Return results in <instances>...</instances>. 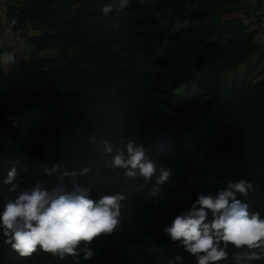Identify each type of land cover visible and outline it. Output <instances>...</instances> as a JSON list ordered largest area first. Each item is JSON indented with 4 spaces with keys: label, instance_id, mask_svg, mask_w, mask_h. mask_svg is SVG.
Wrapping results in <instances>:
<instances>
[{
    "label": "trees",
    "instance_id": "1",
    "mask_svg": "<svg viewBox=\"0 0 264 264\" xmlns=\"http://www.w3.org/2000/svg\"><path fill=\"white\" fill-rule=\"evenodd\" d=\"M110 3L6 6L2 30L16 36L18 61L14 72L0 66V179L15 166L18 187L40 180L70 188L73 178L46 176L41 165L89 166V174L75 179L91 188L93 199L128 196L121 226L90 242L96 254L87 262L39 249L20 257L0 237V264H168L177 254L183 264H196L162 228L198 191L215 193L239 179L255 188L249 211L264 216V76L242 72L260 46L257 29L243 19L260 3L132 0L106 16L101 9ZM6 50L0 44V52ZM104 140L117 147L136 140L150 159L172 170L158 203L141 177L128 180L123 170L105 167ZM8 187L0 185V201L13 195ZM228 251L217 264H236L233 253L246 249Z\"/></svg>",
    "mask_w": 264,
    "mask_h": 264
},
{
    "label": "clouds",
    "instance_id": "2",
    "mask_svg": "<svg viewBox=\"0 0 264 264\" xmlns=\"http://www.w3.org/2000/svg\"><path fill=\"white\" fill-rule=\"evenodd\" d=\"M131 2L113 0L101 11L107 16L114 10H126ZM139 2L143 4L144 0ZM254 10L264 12L260 8ZM262 25L258 23L251 28L258 32ZM17 61L14 51L0 52V66H9V70ZM6 119L16 127L14 115ZM101 151L110 157L105 159V167L123 170L122 174L128 180L141 177L150 185L148 196L156 197L155 202H159L160 186L170 182V168L150 159L148 150L136 140H129L122 147L104 140ZM41 168L49 177L59 173L61 177L73 178L71 187L66 184L49 186L40 180L28 187H18L15 183L18 171L15 166L9 168L6 176L0 179V185L9 186L13 193L0 201L2 242L20 257H30L39 249L61 260L70 256L87 262L96 254L89 246L90 242L120 228L122 209L128 196L124 192H112L93 199L91 188L75 179L92 171L86 165L79 171H62L58 164L51 167L42 164ZM153 180L155 183L151 184ZM253 191V183L246 179L230 181L215 193L200 190L190 206L175 214L161 231L183 252L190 254L196 264H217L227 260L229 246L246 249L233 253L236 264L264 260V216L260 211L250 212L246 202ZM81 242H84L82 246ZM183 260L184 257L177 254L168 264H183Z\"/></svg>",
    "mask_w": 264,
    "mask_h": 264
},
{
    "label": "rangeland",
    "instance_id": "3",
    "mask_svg": "<svg viewBox=\"0 0 264 264\" xmlns=\"http://www.w3.org/2000/svg\"><path fill=\"white\" fill-rule=\"evenodd\" d=\"M23 1H27V0H2L0 2V27L3 24L2 22H5L6 21V19L4 18V13H5V10H6V6L7 5H12V4H17V3H22ZM260 8H262V7H260ZM6 35H0V44L7 49L6 52L7 51H12V47H13V44H14L13 43V40H14L13 38L16 37V36L13 35V37H12V36H10L8 34H6ZM260 46L263 47V45H260ZM261 52H262V50H260V53ZM255 58H256V55H253L252 62L250 64V66L249 67H245L244 66L242 68V72L247 77H250V78H259V77H263L264 76V70H262V68L264 66V56L260 59L259 62H257V65L252 68V65H255L256 64V61H257V59H255ZM8 67L9 66H4V68L6 69V71L10 72V71L13 70V67H15V64H13L9 68V70H8ZM12 72H14V71H12Z\"/></svg>",
    "mask_w": 264,
    "mask_h": 264
},
{
    "label": "crops",
    "instance_id": "4",
    "mask_svg": "<svg viewBox=\"0 0 264 264\" xmlns=\"http://www.w3.org/2000/svg\"><path fill=\"white\" fill-rule=\"evenodd\" d=\"M250 1L252 3H254V4L260 3V6L259 7H255V8L262 7L260 9L264 10V0H250ZM3 27H5V26L2 25L0 27V32L2 33L1 35H4L5 34V32H3V30H2V29H4ZM255 41H257L260 45H263V47L259 46V49L256 52H254L252 54L251 58H250V62H252L253 55H256V58L255 59H257V61H256V64H257V62H259L260 59L263 57V56L260 57V54H261L260 53V50L264 51V25H262L261 28H260V30H258V32L256 33V35H255ZM256 64L255 65H252V68L255 67Z\"/></svg>",
    "mask_w": 264,
    "mask_h": 264
},
{
    "label": "built area",
    "instance_id": "5",
    "mask_svg": "<svg viewBox=\"0 0 264 264\" xmlns=\"http://www.w3.org/2000/svg\"><path fill=\"white\" fill-rule=\"evenodd\" d=\"M243 20L245 24L254 28L255 26H258V23L264 24V12L258 10L251 11Z\"/></svg>",
    "mask_w": 264,
    "mask_h": 264
}]
</instances>
